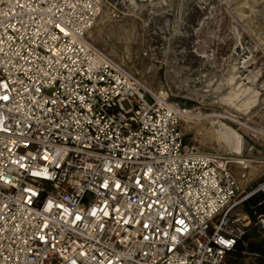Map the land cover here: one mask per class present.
Masks as SVG:
<instances>
[{"label":"built area","instance_id":"built-area-1","mask_svg":"<svg viewBox=\"0 0 264 264\" xmlns=\"http://www.w3.org/2000/svg\"><path fill=\"white\" fill-rule=\"evenodd\" d=\"M101 9L0 0V264H223L252 197L264 237V171L242 189L185 142V108L88 38Z\"/></svg>","mask_w":264,"mask_h":264},{"label":"rangeland","instance_id":"rangeland-1","mask_svg":"<svg viewBox=\"0 0 264 264\" xmlns=\"http://www.w3.org/2000/svg\"><path fill=\"white\" fill-rule=\"evenodd\" d=\"M89 35L149 87L165 88L200 116L181 120L185 142L234 157L230 170L240 188L257 182L264 154L236 143L230 149L213 130L221 124L264 150V135L253 132L264 130V0H102ZM235 91L239 101L254 95L246 113L221 99Z\"/></svg>","mask_w":264,"mask_h":264},{"label":"trees","instance_id":"trees-1","mask_svg":"<svg viewBox=\"0 0 264 264\" xmlns=\"http://www.w3.org/2000/svg\"><path fill=\"white\" fill-rule=\"evenodd\" d=\"M257 201V197L250 198L243 205V211L247 212L251 217V224L247 227L244 236L246 244L238 242L234 248L226 253L224 263L226 264H264V237L259 233L256 225L254 224V215L250 208ZM264 210V206L260 207ZM246 255L254 256L252 262H245Z\"/></svg>","mask_w":264,"mask_h":264},{"label":"bare ground","instance_id":"bare-ground-1","mask_svg":"<svg viewBox=\"0 0 264 264\" xmlns=\"http://www.w3.org/2000/svg\"><path fill=\"white\" fill-rule=\"evenodd\" d=\"M102 11V9H101ZM101 14V13H100ZM89 35V34H88ZM234 79V78H233ZM231 81V80H230ZM238 91V90H236ZM233 92L232 94H229L227 96H223L221 99L223 100V102L227 103L229 106H231L232 108H234L236 111H241L243 113H246L247 110H249V108L253 105V103L255 102V98H253L252 96H246L245 99L242 98L241 101H239L236 96L238 95L237 92ZM241 92V91H240ZM250 94V92H249ZM242 96V95H241ZM238 97V96H237ZM257 100V98H256ZM190 118H200V116H197L195 114V112H193V110L191 109H185L184 110V119H189ZM232 118H227L228 120H232V121H236L234 116H230ZM212 123H218V122H213ZM211 123V124H212ZM238 124V123H237ZM242 126H244V123H241ZM253 130V129H252ZM214 133L217 135V137L224 142L226 145H228L231 148H233L232 146L239 145L242 148H247L249 154L251 155H260V154H264V150L255 147V146H248L245 144V142H241L239 141L236 136H234L235 132L233 133V131L230 130V128L223 126L221 124H218L217 128L213 130ZM253 132H258L260 134L264 135V130L262 129H254ZM262 136V135H261Z\"/></svg>","mask_w":264,"mask_h":264},{"label":"crops","instance_id":"crops-1","mask_svg":"<svg viewBox=\"0 0 264 264\" xmlns=\"http://www.w3.org/2000/svg\"><path fill=\"white\" fill-rule=\"evenodd\" d=\"M90 32V31H89ZM89 32H88V34H89ZM88 36H90V35H88ZM243 212H245V211H243Z\"/></svg>","mask_w":264,"mask_h":264}]
</instances>
